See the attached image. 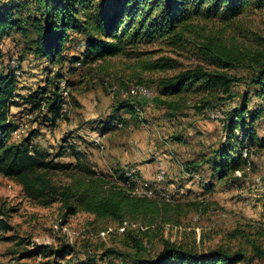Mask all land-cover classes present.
I'll return each mask as SVG.
<instances>
[{"label":"rangeland","instance_id":"rangeland-1","mask_svg":"<svg viewBox=\"0 0 264 264\" xmlns=\"http://www.w3.org/2000/svg\"><path fill=\"white\" fill-rule=\"evenodd\" d=\"M15 16L24 32L11 31L0 42V50L1 65L9 68L16 78L17 93L25 95L46 84L47 79L66 88L58 87L62 99L61 115L53 127L41 125L40 115L30 112L23 103L11 106L9 120L16 129L11 132L8 142H18L36 130L37 135L31 137L30 144L48 152L50 158L74 163L66 150V144H72L84 154L87 162L97 167L96 160L106 164L103 157L109 137L117 136L121 131L123 134L128 124L133 125V130L148 136L144 150L150 152L146 158L152 172L144 174L152 180L142 178L135 166L126 165L127 179L134 181L135 189H139L133 194V186H123L119 180L117 184L132 196L158 199L157 202H167L171 206L178 204L180 212H171L166 222H158L144 233L132 231L141 242H145L144 247L135 251L131 242L124 245L118 234L133 224L123 221L115 228L110 221L96 220L91 214L81 212L63 220L58 203L47 207L37 205L22 195L20 186L13 179L0 174L1 217L10 226L7 230L0 229V264H131L135 256L154 255L161 247V240L204 251L230 244L226 235L234 229L251 232L255 227L264 228V149L251 152V164L244 174L234 171L220 180L212 178L209 191L202 187L205 181H209L210 171L201 159L223 142L221 119L208 116L205 110L227 113L239 103L244 91L249 92L248 108H252L255 98L251 96L252 87L246 80L250 68L237 66L228 71L236 78L231 84L233 97L230 99H214L202 108L204 103L197 102L202 98L196 95L188 96L176 108L166 107L154 99L157 98V81L195 64L206 65L193 43L183 41L177 45L160 38H152L150 42L141 40L135 46H127L126 54L107 58L100 68L76 63V72L69 74L66 61L50 64L34 57L28 49L35 36L31 24L38 17L34 4H22ZM191 26L197 34L217 35L227 44L255 50L263 46L255 37L264 38V7L257 9L249 5L228 21L194 19ZM70 36L73 39L65 52L76 54L79 46L74 40L78 36L73 32ZM158 58L168 62L170 67L162 71L142 70L139 62ZM140 88L148 89L150 97H138ZM124 98L138 101L139 106L132 105L138 114L136 119L120 112L125 119L121 127L117 123L116 129L109 133L100 134L97 130L91 136L86 133L91 125H98L112 114L115 104ZM254 124L257 134L264 137V116ZM60 146L65 148L63 153L54 157ZM193 160L198 164L195 171L187 164ZM157 167H162L159 174L156 173ZM181 170L185 173L182 177ZM192 172H197L199 179ZM51 178L60 183L68 179L65 173H53ZM66 242L72 246L70 254L59 259L48 255L49 248ZM105 250H112V254H106ZM27 251L30 254L26 255ZM251 264H264V260L255 259Z\"/></svg>","mask_w":264,"mask_h":264},{"label":"trees","instance_id":"trees-1","mask_svg":"<svg viewBox=\"0 0 264 264\" xmlns=\"http://www.w3.org/2000/svg\"><path fill=\"white\" fill-rule=\"evenodd\" d=\"M29 2L36 7L38 17L31 24L35 36L28 49L34 57L50 64L66 61L69 74L76 72V63L100 68L107 58L126 54L127 46H135L141 40L150 42L152 38H160L177 45L183 41L193 43L206 65L195 64L157 81V98L154 99L166 107L176 108L188 96L200 95L202 100L197 102L204 103L202 108L214 99H230L233 97L231 84L236 78L228 71L237 66L250 68L246 80L252 87L254 106L248 108L250 95L244 91L239 103L222 113L219 122L223 142L201 159L210 171L209 181L202 185L205 190L211 189L212 178L220 180L234 171L244 174L251 164V152L264 149V137L257 134L254 124L264 116V38L255 37L263 46L250 50L227 44L217 35L197 34L191 26L194 19L231 20L249 5L263 8L264 0H1L0 42L13 30L24 32L15 14L22 4ZM72 32L78 36L74 43L79 50L76 54H67ZM1 59L0 50V174L13 179L22 195L33 203L43 207L58 203L63 220L81 212L91 214L96 220L110 221L115 228L123 221L133 224L118 234L124 245L130 241L135 251H139L145 242L132 231L144 233L150 226L166 222L171 212H180L178 204L171 206L157 202L158 199L129 195L123 186L135 189L136 184L129 181L124 172L94 168L72 144H66V150L74 163L50 158L48 152L30 144L31 137L37 135L36 130L18 142H8L16 129L9 120L11 106L23 103L30 112L40 115L41 125L53 127L61 115L62 99L57 83L48 79L46 84L27 94H18L16 78L9 68L1 65ZM139 63L142 70L149 71L170 67L161 58ZM71 101L76 103L74 98ZM135 103L139 106L138 101L129 98L117 102L113 113L99 121L98 132L103 134L116 129L117 123L121 127L125 119L120 112L136 119L138 114L132 106ZM64 149L58 147L54 157L60 156ZM187 164L192 171L198 165L193 161ZM53 173H65L68 179L63 183L55 182L51 178ZM118 180L123 186L117 184ZM134 189L132 193L139 188ZM2 215L0 207V229L7 230L10 226ZM226 237L230 244L204 251L161 240V247L154 255L135 256L131 264H251L255 259L264 260V228L255 227L251 232L234 229ZM36 248L45 249L44 246ZM48 252L59 259L70 254L72 246L66 242L49 248ZM105 253L112 254V250Z\"/></svg>","mask_w":264,"mask_h":264},{"label":"crops","instance_id":"crops-1","mask_svg":"<svg viewBox=\"0 0 264 264\" xmlns=\"http://www.w3.org/2000/svg\"><path fill=\"white\" fill-rule=\"evenodd\" d=\"M77 39V38H76ZM122 117V116H121ZM128 127H126L121 134H117V136H110L109 137V144L107 143L106 147V153H104L103 160H106V164H101L98 162V160L95 159L94 157V162L96 160V165L93 164V167L96 169H99L104 172H108L111 170L118 169L119 172H125L126 170V165H133L137 169V173L144 179H150L147 174H144V172L148 173V171L152 172V169H149V163L148 158L146 156H149L146 153L144 148L145 144L148 141V136H142V134L138 133L136 130H133V125L128 124ZM97 130V125L94 123L93 125L90 126L88 131V135L90 134L93 135V132ZM114 130V129H111ZM111 130L105 132L109 133ZM98 131V130H97ZM202 153V152H201ZM100 159V158H99ZM102 159V158H101ZM198 160V159H197ZM197 160H193V162H196ZM109 164V165H108ZM111 164V165H110ZM158 168V167H157ZM181 177L185 173L181 170ZM191 174L194 175V177L198 178V173L197 172H192ZM199 179V178H198ZM192 180L188 181L187 183H190ZM186 183V182H185ZM186 184L183 185V187Z\"/></svg>","mask_w":264,"mask_h":264},{"label":"built area","instance_id":"built-area-1","mask_svg":"<svg viewBox=\"0 0 264 264\" xmlns=\"http://www.w3.org/2000/svg\"><path fill=\"white\" fill-rule=\"evenodd\" d=\"M58 87H62L61 85ZM64 90L66 87H62ZM151 95V92L148 90V89H142L141 92H140V95L138 97H150ZM206 114L212 118H218L219 120L222 118V115L219 114V113H209L208 111H206ZM157 171H162L161 167L157 168ZM157 173V172H156Z\"/></svg>","mask_w":264,"mask_h":264},{"label":"bare ground","instance_id":"bare-ground-1","mask_svg":"<svg viewBox=\"0 0 264 264\" xmlns=\"http://www.w3.org/2000/svg\"><path fill=\"white\" fill-rule=\"evenodd\" d=\"M12 67H15V69H16V65L15 64H13L12 65ZM141 90H142V88H140L139 90H138V93L140 94V92H141ZM222 115V114H221ZM161 169H162V167H161ZM131 171V170H130ZM133 172V171H132ZM157 174H159V171H157ZM131 175V174H130Z\"/></svg>","mask_w":264,"mask_h":264}]
</instances>
